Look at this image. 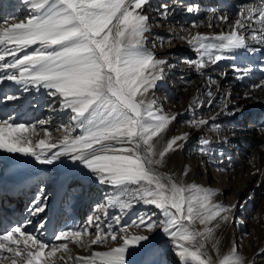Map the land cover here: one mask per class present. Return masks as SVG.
Segmentation results:
<instances>
[{
    "label": "snow or ice",
    "instance_id": "1",
    "mask_svg": "<svg viewBox=\"0 0 264 264\" xmlns=\"http://www.w3.org/2000/svg\"><path fill=\"white\" fill-rule=\"evenodd\" d=\"M23 2L29 10L26 19L0 22V83L11 81L25 91L46 90L52 110L66 111L68 121L49 127L51 122L44 119L27 123L11 116L2 119L0 150L32 157L45 165L66 156L110 191L83 225L61 228L51 241L43 238V224L35 232L27 231L31 219L10 224L0 231V264H128L130 250L149 239L131 234L129 229L133 227L146 231L160 228L173 242L180 264H243L235 245L223 254L217 248L215 261L208 255L206 242L219 227L214 222L227 221L231 211L213 201L217 191L178 182L174 174L159 170L166 156L179 150L189 133L165 140L162 134L178 114H165L156 99L148 97L169 66L167 59L159 58L146 46V34L151 31L146 9L151 0ZM185 10L191 14L198 11V6L190 5ZM156 11L166 20L175 9L162 3ZM237 17H217L226 26L218 33L187 31L180 37L196 53V59L186 61L189 68L202 76L210 66L235 59L232 54L238 50L259 51L250 41L264 44V2L241 9ZM232 71L237 80H243L252 68L233 64ZM212 85L217 86V93L220 91L218 81L209 77V109L216 104ZM252 87L262 88L264 81ZM228 98L230 93L221 97ZM194 104L195 99L189 104L193 113ZM220 108L224 113L228 104ZM215 119L194 115L186 123L196 128L210 126L219 134L220 125L210 124ZM77 130L79 134L74 135ZM218 143H227V138ZM200 144L201 153L208 154L211 141L201 137ZM183 174H188L187 169ZM141 203L152 206L162 219L154 220L156 212H152L122 224L123 216ZM47 207L41 189L29 214L40 215ZM109 209L121 213L112 217L114 225L107 223ZM100 210L103 216L98 214ZM196 223L202 228L197 229ZM70 244L88 254L73 255Z\"/></svg>",
    "mask_w": 264,
    "mask_h": 264
},
{
    "label": "bare ground",
    "instance_id": "2",
    "mask_svg": "<svg viewBox=\"0 0 264 264\" xmlns=\"http://www.w3.org/2000/svg\"><path fill=\"white\" fill-rule=\"evenodd\" d=\"M262 2L264 0H151V5L146 9L151 26L150 33L146 34L148 37L146 46L159 58L167 59L169 62V66L165 68L164 79L158 82L156 87L159 93L152 90L148 97L156 99L164 95L166 100L163 99L161 104V101L156 99L157 104L168 111L166 112L168 115L178 114L177 119L162 134L165 140L189 133L188 139L181 142L182 147L174 153H169L159 170L162 173L174 174L178 182L216 190L217 195L213 201L231 208L227 221L218 219L214 222L218 223L219 227L215 228L213 237L206 242L208 255L214 261L217 259V248L223 254L235 245L243 264H264V204L259 212L260 222L254 223L249 214H246L250 207L259 203L258 196L264 195V87H252L264 81V44L250 41L251 47L258 48L259 51L238 50L232 54L235 59L223 60L217 66H210L201 76L186 63L188 60L196 59V53L180 37L187 31L218 33L226 26L217 17L228 15L230 20H235L241 9H246L249 5L259 6ZM162 3H168L175 9L166 20L160 18L156 11ZM190 5L198 6V11L188 13L185 9ZM28 15L29 10L23 0H0V22L15 23L26 19ZM209 15L213 17L210 19ZM13 17L15 19H12ZM194 23L198 26L192 27ZM209 24L213 27L210 28ZM233 64L241 68L251 67L252 71L243 80H237L236 73L232 71ZM209 77L221 83L218 93L223 96L230 93V96H233L238 92L243 102L254 101L253 107L242 111L241 115L239 110L237 116L232 115L231 108L228 107L226 112L219 111L220 114L217 115L218 113L212 114L205 104L202 112H199L202 115L197 117L195 112L189 110V104L198 99L202 88L206 92ZM168 83H179L180 87L175 91L181 90L188 99L185 98L181 104L176 103L178 97L176 93H170ZM213 93L218 104L220 96L216 95L217 92ZM6 96L17 98L7 100ZM50 105L51 98L44 89L29 88L25 91L23 86L11 81L0 83V120L10 116L17 122L26 123L44 119L51 122L49 127L67 123L68 113L59 108L53 111ZM194 115L197 118L215 116L216 119L210 121V124L220 125L219 134L210 126L196 128L187 124L186 121L191 120ZM176 124H179L180 129L173 133ZM73 134L78 135L79 130ZM54 135L60 136L61 133L54 132ZM201 137L211 141L212 147L208 154H202L200 151ZM223 137L227 138V143H218ZM163 142L161 141V145ZM66 160L72 163L68 165ZM69 160L64 156L51 165H45L32 157L0 150V200L4 203L0 231L10 224L31 219L32 224L28 225L27 231L35 232L38 226L43 224L45 225L43 238L51 241L57 230L66 226L83 225L87 218L94 214L97 204L104 202V197L110 190L108 186L98 183L96 178L78 163ZM185 169L188 171L186 176L183 174ZM21 186L24 188L12 198L11 191ZM41 189L47 198V210L40 215L31 216L29 208ZM8 201L14 206L10 207ZM136 207L137 205L133 209ZM143 208L144 211L147 210L145 212L147 214L156 212L153 219L157 222L162 219L157 210L150 212L152 207ZM127 213L123 216L122 224H127ZM98 214L103 216V210ZM120 214L119 209H109L107 223L114 225L112 217ZM195 227L202 228L199 223H196ZM223 227L229 231L220 236ZM129 232L146 235L149 239L130 250L127 256L128 264H180L179 257L173 250V242L160 228L153 231L129 229ZM157 235L160 236L158 239L148 242ZM69 247L73 255L88 254L75 245L70 244ZM93 248L100 250L97 246ZM162 248L169 250L158 253L157 250Z\"/></svg>",
    "mask_w": 264,
    "mask_h": 264
},
{
    "label": "rangeland",
    "instance_id": "3",
    "mask_svg": "<svg viewBox=\"0 0 264 264\" xmlns=\"http://www.w3.org/2000/svg\"><path fill=\"white\" fill-rule=\"evenodd\" d=\"M153 5H155V3L153 4ZM203 8V7H202ZM210 16V18H212L213 17V15L211 16V15H209ZM182 65V64H181ZM221 80V79H220ZM176 82V81H175ZM171 84V85H170ZM178 84V85H177ZM218 84H219V81H218ZM167 87H168V89L170 88V93H176V95H177V99H176V103H179V104H181V103H183V101L185 100V98H187V97H185V95H183L182 93H181V90H177V91H175V89L176 88H179L180 86H179V83H168L167 84ZM216 85H212V90H213V92H216L215 91V89H216ZM219 88L221 89V83L219 84ZM231 88H232V86H231ZM156 89V88H155ZM154 89V91L153 92H156V93H159V90L158 89H156L155 90ZM248 90V89H247ZM206 92H207V90H206ZM206 92L203 90V88H202V90H201V94H199V96H198V99H196V100H198L197 101V104H195V107H194V109H195V114H196V116L197 117H200L202 114L200 113L199 114V112H202V107L205 105V104H207V101H208V99H209V97H207L206 98ZM219 95L220 96V101H219V103L218 104H216L215 106H213L209 111L212 113V114H214V113H219V111H221V108H220V105H222L223 103H227L228 104V107H230L231 109H230V113L232 114V115H238L237 113H238V111L239 110H241L240 111V113H239V115H241L243 112L242 111H245L246 109H249V108H252L253 106L252 105H254V101H251V100H249V101H245V102H243V98H241L240 96H239V93L238 92H236L233 96H230V98H228V99H226V100H222L221 99V97L223 96V94H221V93H216V95ZM202 95V96H201ZM161 104L163 103V99H165L166 100V97L163 95V97L162 96H158V98H156ZM188 99V98H187ZM205 99V100H204ZM199 105H203L202 107L201 106H199ZM218 105V106H217ZM234 107V108H233ZM238 109V110H237ZM166 112H168V111H165L164 110V113L166 114ZM242 112V113H241ZM225 124H227V122H225ZM180 129V126H179V124L177 125L176 124V126L174 127V129H173V133H175V132H177L178 130ZM193 149V148H192ZM68 160H66V162H67ZM70 161V160H69ZM65 162V163H66ZM67 163H69L68 165H70L71 163L70 162H67ZM258 198H259V203H257V204H255V205H253L252 207H250L249 209L250 210H247V213L246 214H249V216L251 217V219H252V221L254 222V223H258V222H260V220H259V212H260V210L263 208L262 206H263V204H264V195L263 196H258ZM143 207H147V206H145V205H143L142 203L141 204H138L137 205V207L136 208H138V209H131L130 211H128V213H127V220H126V223L127 224H130L131 222H132V220H134V219H136L137 218V216H139V215H145V214H147V213H145L147 210H145L144 211V208ZM149 207H152V206H149ZM151 211H155V209L152 207V208H150V212ZM148 214H151V213H148ZM154 218V217H153ZM131 229H137V231H141L142 229H140V228H135V227H133V228H131ZM232 229H234L233 227H232ZM226 231H227V233H228V228H226V227H223V229L222 230H220V236H222L224 233H226ZM160 236H154L152 239H150L148 242L149 243H151V242H153V241H155L156 239H158ZM148 243V244H149ZM238 244H240V239L238 238ZM167 250H169V249H167V248H162V249H158L157 250V252L158 253H163V252H166ZM172 257H173V255H172Z\"/></svg>",
    "mask_w": 264,
    "mask_h": 264
}]
</instances>
